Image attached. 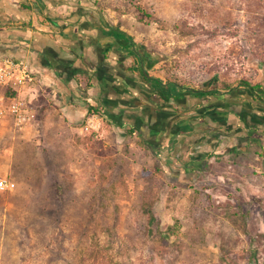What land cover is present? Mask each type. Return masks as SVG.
<instances>
[{
    "label": "rangeland",
    "instance_id": "1",
    "mask_svg": "<svg viewBox=\"0 0 264 264\" xmlns=\"http://www.w3.org/2000/svg\"><path fill=\"white\" fill-rule=\"evenodd\" d=\"M97 2L182 94L264 99V0ZM21 151V169L0 171L15 184L0 192V264H264L228 227L219 187L141 142L132 158L99 162L60 146Z\"/></svg>",
    "mask_w": 264,
    "mask_h": 264
},
{
    "label": "crops",
    "instance_id": "2",
    "mask_svg": "<svg viewBox=\"0 0 264 264\" xmlns=\"http://www.w3.org/2000/svg\"><path fill=\"white\" fill-rule=\"evenodd\" d=\"M123 27L97 0H0V55L27 64L35 78L8 95L27 101L38 118L24 136L0 125V171L21 169L24 145L38 153L60 146L99 162L132 158L141 142L170 168L192 173L191 181L221 189L228 227L261 263L264 101L182 94L153 74L151 58ZM92 110L103 119L97 135L81 130Z\"/></svg>",
    "mask_w": 264,
    "mask_h": 264
},
{
    "label": "built area",
    "instance_id": "3",
    "mask_svg": "<svg viewBox=\"0 0 264 264\" xmlns=\"http://www.w3.org/2000/svg\"><path fill=\"white\" fill-rule=\"evenodd\" d=\"M34 76L27 64L12 57L0 55V125L11 124L16 133L26 135L30 129H36L38 118L35 109L18 96L22 88L34 82ZM103 119L99 113H90L81 130L85 134L97 135L102 128ZM13 182L0 180V192L12 191Z\"/></svg>",
    "mask_w": 264,
    "mask_h": 264
},
{
    "label": "trees",
    "instance_id": "4",
    "mask_svg": "<svg viewBox=\"0 0 264 264\" xmlns=\"http://www.w3.org/2000/svg\"><path fill=\"white\" fill-rule=\"evenodd\" d=\"M138 10H139V13H142V10L140 9V8H138ZM259 86H256V87H253V86H251V85H246L245 86V88L246 89H248L251 93H254L255 92V90L258 88ZM215 92L214 91H208V92H200V96H204V95H206V94H214ZM254 99V98H253ZM256 100V99H255ZM258 100H260V101H264V100H261L260 98H258ZM92 112H94V113H99L97 110H92V111H90V113H92ZM244 236H245V238H246V240H250V236H249V234L246 232V231H244ZM165 239V238H164ZM164 242H165V240H163Z\"/></svg>",
    "mask_w": 264,
    "mask_h": 264
}]
</instances>
